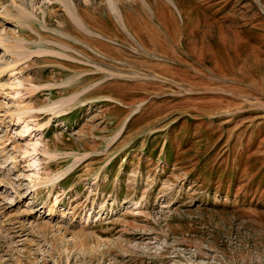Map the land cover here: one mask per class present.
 Listing matches in <instances>:
<instances>
[{
  "label": "rangeland",
  "instance_id": "374dc122",
  "mask_svg": "<svg viewBox=\"0 0 264 264\" xmlns=\"http://www.w3.org/2000/svg\"><path fill=\"white\" fill-rule=\"evenodd\" d=\"M0 264H264V0H0Z\"/></svg>",
  "mask_w": 264,
  "mask_h": 264
}]
</instances>
